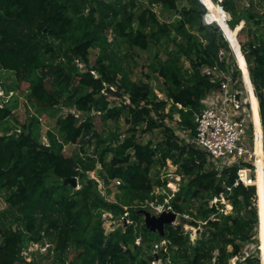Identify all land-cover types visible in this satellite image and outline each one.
<instances>
[{
	"label": "trees",
	"instance_id": "16d2710c",
	"mask_svg": "<svg viewBox=\"0 0 264 264\" xmlns=\"http://www.w3.org/2000/svg\"><path fill=\"white\" fill-rule=\"evenodd\" d=\"M180 2L186 4L178 9ZM150 3L178 17L159 21L151 6L139 9L135 0H0V70L14 76L13 85L4 90L14 92L24 84L26 102L38 111L19 131L7 128L0 134V264L25 263L24 243L44 239L62 264H152L155 259L157 264H228L235 256L237 264H260L255 185L233 186L239 165L216 166L189 142L203 98L219 87L215 71L228 73L234 65L232 76L240 83V70L219 26L202 20L206 8L199 0ZM219 5L230 15L227 25L236 38L245 28L239 29L241 21L255 26L264 22V0L255 12L252 5L240 12L233 0ZM251 33L239 46L264 130V34ZM152 41L164 46V56L155 53L150 66L161 80L163 98L147 83L132 80L114 51L121 46L147 50ZM92 48H99L93 63ZM106 85L122 94L118 103L111 104L110 95L103 93ZM57 106L67 109L56 118L61 140L50 134L46 150L38 146V113ZM10 114V107L0 106V122ZM95 114L117 127L122 119L124 133L97 132ZM172 121L177 130H188V138L176 134ZM144 135L152 138L143 141ZM65 144H79L85 153L71 157L76 166L63 161ZM169 161L185 180L171 192L173 209L193 219L166 225L160 236L147 229L138 210L167 183L153 179L151 169ZM96 164L102 181L89 175ZM72 177L75 186L63 183ZM114 180L120 181L116 199L107 201L102 189ZM220 194L232 211L226 213L219 202L211 204ZM3 212L11 216H6L8 224L2 221ZM213 213L216 219L209 218ZM120 218V227L107 229L106 222ZM198 221L205 224L192 242L184 225L197 227ZM160 241V251L151 252ZM71 249L73 258L66 260ZM243 251L249 254L244 257Z\"/></svg>",
	"mask_w": 264,
	"mask_h": 264
},
{
	"label": "rangeland",
	"instance_id": "374dc122",
	"mask_svg": "<svg viewBox=\"0 0 264 264\" xmlns=\"http://www.w3.org/2000/svg\"><path fill=\"white\" fill-rule=\"evenodd\" d=\"M103 1H112V0H103ZM128 2L129 0H124ZM137 4L139 5V9L151 6L153 10L155 11L157 18L159 21H165V22H172L175 18L178 17L177 12L175 11H165L159 6L153 5L150 3L151 0H135ZM234 4L236 5V8L240 12H245V9L251 7L252 5V11L255 12L258 10V5L260 0H233ZM185 2L178 3V9H180L183 5H185ZM228 21L230 19V15H228ZM204 18H202L203 20ZM204 21V20H203ZM205 23V22H204ZM239 25L242 27H245L242 32L237 34V42L239 43H245L248 40L252 38L253 31H258L264 34V22H262L261 25L255 26L252 24V22L249 20L248 22L241 21ZM249 27L251 29V32L247 30L246 28ZM240 28V29H241ZM258 28V29H257ZM192 30V29H191ZM193 31V30H192ZM238 33V32H237ZM196 35H199L197 32H195ZM175 36L174 33L171 34V37L173 38ZM113 38L111 31L108 32V41H111ZM113 43H116V40H113ZM152 45L147 50H141L138 48H126L124 46H121L119 49H115L116 52V58L121 61L122 66L124 69L128 72V75L132 80L141 81L143 83H147L150 87V89L159 97L163 98L162 94V84L161 80L156 77V75L151 71L150 66L152 63L153 56L155 53H158L160 57L164 56V46L160 47L156 42L152 41ZM169 47H173L172 42H168ZM239 47V46H238ZM110 48V47H109ZM99 48H92L90 49L89 59L90 62L93 63L95 58L98 55ZM231 51V48H230ZM232 52V51H231ZM241 52V51H240ZM233 53V52H232ZM243 58L245 60L244 54ZM234 56V55H233ZM185 65H187L186 62H184ZM247 66V63H246ZM247 69V68H246ZM248 71V70H247ZM240 79H241V73H240ZM14 83V76L10 72L2 71L0 70V90L2 91V94L0 95V106L1 105H7L11 108V114L8 118L4 119L0 122V134L5 129H12L15 128L17 131L21 129V125L25 124L28 121V118L31 114H35L38 111L29 105L26 102L25 94H26V86L23 84L19 87V89L14 90V92H6L4 89H7L10 85H13ZM241 84V85H240ZM238 84L240 87V90L242 92V95L244 98H246L245 90L243 88V83ZM239 89V88H238ZM255 94V92H254ZM243 97H241L243 100H245ZM111 104H116L119 102L120 98H115L114 96L108 97ZM67 111L66 107L63 106H57L51 110L43 111L38 113L39 114V137L38 141L40 143L48 145L50 143V134H52L56 139L61 140V136L57 132L56 127V118L64 114ZM73 111V110H71ZM176 115H174V119H176ZM115 122L108 121L107 123H104L100 120V117L98 114H95L93 116V124L94 129L99 133H107V132H119L124 133L126 126L121 119L120 126H115ZM170 125L175 127L174 121L170 122ZM123 134H121V137ZM153 140L157 141L160 138V134L158 131H155V134L153 136ZM184 137H188L185 135ZM152 138L149 135H144L142 137L143 141H146L147 139ZM79 144H65L62 148V155L64 157H73L75 155H80L81 157H84V152L80 149H78ZM91 152L92 147H86V152ZM90 176L97 178L98 180L101 175V166L99 164H96L95 169L89 173ZM151 176L153 179H160V180H166V186L161 187L164 189V191L174 192L180 185L184 183V179L180 178V175H178V172L176 170V166L172 165L169 162H167V165L164 168H158L157 166H154L151 169ZM102 181V180H101ZM102 196L107 201H115V193L116 188L112 184L105 186V188L102 189ZM260 195H263V192H260ZM2 194L0 193V208L3 207L2 203ZM220 204H223V208L226 210V213L232 211L231 205L226 202L224 198L221 199V201H217ZM216 202V203H217ZM223 208L220 210L222 211ZM106 215V214H105ZM6 216L11 219V216L9 212H3L1 213L2 221L8 224V221L6 219ZM104 217V216H103ZM216 217V216H215ZM214 217V219H215ZM199 222V221H198ZM202 224V223H201ZM201 224L199 222L197 227H193L190 225H184V231L188 232L190 241H194L196 238L199 237V233L201 231ZM108 230H113L121 226V218L120 219H114L111 221H108L105 223ZM15 226V225H14ZM255 239L258 240V255L260 257V264L262 263V256L260 254V248H259V237H258V224H257V234ZM24 250L22 252L23 257L25 259V263L20 264H62L63 262H60L57 258H55V254L52 250L53 244L49 243L48 239H44L42 242L39 243H30L25 242L24 243ZM230 249V246L228 247ZM160 251V249L154 250L152 249L151 252ZM74 251L71 249L66 257V260H70L73 258ZM234 259H230L228 264H233ZM234 264H237V260L234 261ZM156 263H159L157 260Z\"/></svg>",
	"mask_w": 264,
	"mask_h": 264
},
{
	"label": "built area",
	"instance_id": "2783aa9c",
	"mask_svg": "<svg viewBox=\"0 0 264 264\" xmlns=\"http://www.w3.org/2000/svg\"><path fill=\"white\" fill-rule=\"evenodd\" d=\"M199 2L203 4L202 0H199ZM220 2L221 0H218L216 5H219ZM219 7L221 6L219 5ZM205 16L206 13L203 17L205 24H211L212 22L209 23ZM235 64L237 65V63ZM234 70V65H231L228 73H219L215 71L214 76L219 83V87L209 92L203 98L199 111L194 115L195 134L189 138V142L202 150L206 154L208 161L213 162L216 166L221 167L223 165H230L231 163L238 164L237 178L233 184V186H236L238 182L253 183L251 174L248 177L245 176V170L250 171L251 173L256 172L255 147L257 142L260 144L261 169L264 175V130L259 119L260 131H256L247 94L245 92L246 98H244L240 87L238 86L242 81V74L241 79L239 76L240 83H237L235 80L238 79H233L232 76ZM206 71L208 70L206 69ZM1 94L2 91L0 90V95ZM175 132L179 136L188 135V130L176 129ZM111 184L117 186L120 184V181L114 180ZM227 190L230 191V188L227 187ZM171 194V192L164 191L163 188L157 187L152 192L151 198L146 200L143 205H141V208L156 216L163 212L174 213L175 219L171 225L177 224L180 219H185L187 221L193 219L190 214L186 212L178 213L173 209ZM222 198H224L222 194H220L219 197H213L211 204L221 201ZM103 216L110 217L109 214H103ZM214 217V213L209 216L210 219H214ZM125 221L126 220H124V222ZM199 222L200 224L202 223L201 225L205 224V222ZM163 244L164 242L162 241L155 243L153 244L152 249H161ZM243 254L244 257H246L249 254V251H243ZM231 259H234L232 261L234 264V261L238 260V257L235 256ZM157 260L158 259H155L152 264H157ZM212 262H214V259Z\"/></svg>",
	"mask_w": 264,
	"mask_h": 264
},
{
	"label": "bare ground",
	"instance_id": "6f19581e",
	"mask_svg": "<svg viewBox=\"0 0 264 264\" xmlns=\"http://www.w3.org/2000/svg\"><path fill=\"white\" fill-rule=\"evenodd\" d=\"M205 8H206V20L209 23H216L221 27L224 37L228 42L229 47L231 48L232 54L234 55V60L238 65L239 70L242 74V81L244 85V90L248 97V102L251 106L253 120L256 126V131H260L259 127V111H258V102L257 98L254 94L253 86L250 81L248 71L246 69V63L244 61L242 53L238 49V42L236 35L233 33L229 25H227L226 20L228 19V13H226L223 9H220L219 5L213 0H202ZM256 152V165L257 169L255 172V178L253 179V184L256 187L257 193V202L256 206L258 209V229L260 228V236L261 240L264 241V198L260 196V192L264 191V177L262 172V162H261V150L260 144L257 142L255 147ZM251 174L250 171L245 170V176L248 177ZM260 219V221H259ZM261 256L264 258V247L261 248Z\"/></svg>",
	"mask_w": 264,
	"mask_h": 264
},
{
	"label": "water",
	"instance_id": "95a60500",
	"mask_svg": "<svg viewBox=\"0 0 264 264\" xmlns=\"http://www.w3.org/2000/svg\"><path fill=\"white\" fill-rule=\"evenodd\" d=\"M220 9L222 8L220 7ZM219 28L221 29L220 26ZM238 46H239V43H238ZM103 93L106 95L114 96L115 98H121L122 96L120 92L115 91L113 88H111L108 85L105 86ZM38 146L46 150H48L49 148L48 145H45L43 143H39ZM62 159L64 162L72 164L73 166H76L75 161L71 157H62ZM63 183L75 186L77 184V179L75 177L63 179ZM138 213L142 215L144 225L147 227V229L150 232H157L160 236H162L164 233V227L166 225H170L175 219V214L172 212H163L156 216V215L150 214L149 211L141 208L138 210Z\"/></svg>",
	"mask_w": 264,
	"mask_h": 264
},
{
	"label": "crops",
	"instance_id": "0c3cea01",
	"mask_svg": "<svg viewBox=\"0 0 264 264\" xmlns=\"http://www.w3.org/2000/svg\"><path fill=\"white\" fill-rule=\"evenodd\" d=\"M251 177H252V179L255 178V173L254 172L251 173ZM263 177H264V175H263ZM263 184H264V182H263ZM262 192H263V195H260V196L262 198H264V191H262ZM256 196H257V193H256ZM256 202H257V197H255V205H256ZM256 211H257V224H258V209H257V206H256ZM259 221H260V219H259ZM258 237H259V248H260V254H261V248L264 247V241L261 240L260 228L258 229ZM262 259L263 260H262L261 264H264V258L262 257Z\"/></svg>",
	"mask_w": 264,
	"mask_h": 264
},
{
	"label": "clouds",
	"instance_id": "9594fccd",
	"mask_svg": "<svg viewBox=\"0 0 264 264\" xmlns=\"http://www.w3.org/2000/svg\"><path fill=\"white\" fill-rule=\"evenodd\" d=\"M205 7V6H204ZM222 31V30H221ZM223 33V32H222ZM223 36H224V34H223ZM225 38V37H224ZM241 51V50H240ZM249 75V74H248ZM259 119H260V117H259ZM143 209V208H142Z\"/></svg>",
	"mask_w": 264,
	"mask_h": 264
}]
</instances>
